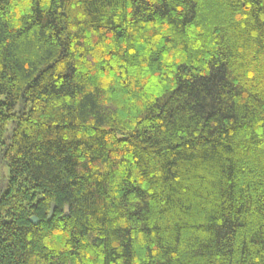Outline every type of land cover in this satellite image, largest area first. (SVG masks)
<instances>
[{
	"label": "trees",
	"instance_id": "1",
	"mask_svg": "<svg viewBox=\"0 0 264 264\" xmlns=\"http://www.w3.org/2000/svg\"><path fill=\"white\" fill-rule=\"evenodd\" d=\"M0 264H264V0H0Z\"/></svg>",
	"mask_w": 264,
	"mask_h": 264
},
{
	"label": "water",
	"instance_id": "2",
	"mask_svg": "<svg viewBox=\"0 0 264 264\" xmlns=\"http://www.w3.org/2000/svg\"><path fill=\"white\" fill-rule=\"evenodd\" d=\"M55 204L52 205L51 211H50V215L48 217V220H51L54 217V213H55ZM66 213H68V209H66ZM30 221L34 224V225H38L39 224V219H37L36 217H32L30 218Z\"/></svg>",
	"mask_w": 264,
	"mask_h": 264
},
{
	"label": "rangeland",
	"instance_id": "3",
	"mask_svg": "<svg viewBox=\"0 0 264 264\" xmlns=\"http://www.w3.org/2000/svg\"><path fill=\"white\" fill-rule=\"evenodd\" d=\"M2 175L6 178L9 177V170L6 166H2Z\"/></svg>",
	"mask_w": 264,
	"mask_h": 264
}]
</instances>
